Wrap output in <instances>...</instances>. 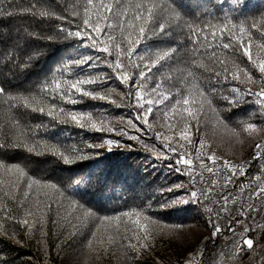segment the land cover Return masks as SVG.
Returning a JSON list of instances; mask_svg holds the SVG:
<instances>
[{
	"label": "trees",
	"instance_id": "1",
	"mask_svg": "<svg viewBox=\"0 0 264 264\" xmlns=\"http://www.w3.org/2000/svg\"><path fill=\"white\" fill-rule=\"evenodd\" d=\"M135 2L138 0H132V3ZM159 2L165 3L178 17L174 19L173 13H166L172 20L163 32L148 34L138 45L134 54L146 59L141 61L137 57L135 63L143 68L144 63L149 62L148 58L155 60L156 53L177 49L172 59L161 62L152 70L145 82L147 94L143 102L147 104V100L156 98L151 89L160 82L161 91L165 94L171 92L173 99L156 108L150 117L152 126L148 127L136 120L140 109L128 100H121L128 88L103 62L109 59L107 54L85 46L80 39L67 37L68 30L82 24L86 0H0V10L13 13L11 16H0V88L10 96H30L55 75L63 74L70 79L96 78L100 82L85 87L109 94L111 101L78 95L80 103L75 105L60 101L58 97L52 102L66 110L90 113L97 123L103 120L108 127L115 129L113 132L96 131L91 128L90 122H85L86 126L81 128L66 117L61 118L67 119V123H59L46 114L24 108L22 101H12L17 106L9 108L4 102L6 97L0 96V163L4 165L0 167V264H211L212 252L221 244L219 238L213 239L212 233L219 225L221 233L225 234L228 231L226 223L212 219L210 224L202 204L188 202L164 209L159 206L184 194L186 189L174 192L166 189L180 184L188 186L184 177L188 169L181 164L182 172H177L175 161L180 155L195 157V149L201 140L205 144L204 152L209 155L215 153L220 163L224 160L237 163L252 156L259 137L264 134L259 124L264 122L260 117L261 105L256 103V96H250L246 97V102L237 101V106L233 107L225 97L234 95L233 88H239L241 92L249 88L252 92L260 91L261 85H264V74L243 56L238 41L229 50L213 45L216 62L202 55L197 59L203 66L192 65V45L186 24L206 28L213 26L202 34L197 45L203 52L212 40L213 32L216 43H220L219 29L225 25L228 28L235 25L236 37H239L240 26L251 28L254 21L259 24L264 19V0ZM74 6H77L76 9ZM28 9L31 11H26ZM74 10L80 13L75 20L72 16ZM40 11L54 15L40 17ZM92 18L95 19L94 16ZM159 20L157 17L155 23ZM251 32L250 52L259 63L264 60V47H258L264 45V36L256 29H251ZM113 35L118 36L119 29ZM243 43L245 47L249 45L247 35L243 37ZM98 55L102 62L96 67L89 66L94 61L79 66L71 63L85 56ZM111 60L114 62L115 56ZM66 64L69 72L63 73ZM241 68L249 72L252 80L239 72ZM225 69L228 70L227 78ZM133 71L139 79V70L130 66L129 74ZM188 71L195 74L197 86L191 91L193 78L185 82ZM217 72L221 73L219 77ZM233 72H238V80L231 78ZM104 76L106 80L102 79ZM178 89L180 94L176 95ZM199 89L205 91L206 99L197 95ZM185 95L190 101L195 97L197 103L183 105ZM176 99H181V109L200 110L199 124L184 113L191 127L190 145L188 141L180 140L179 130L169 127L162 115L167 110L172 117ZM208 101H211V107ZM201 103L203 108H200ZM117 104L121 106L117 107ZM39 107L44 105H37ZM13 121L18 122V127L13 126ZM248 123L257 124V129L246 130ZM43 124L48 127L37 129V125ZM128 136L138 139H128ZM164 137L171 138L176 147L175 155L164 147L168 143ZM25 139L29 146L44 141L62 150L84 149L89 158L67 165L41 148L30 153L24 147H13V144ZM107 140L119 141L120 144L108 145L105 143ZM180 143L185 147L180 148ZM88 144H103L104 147L89 149ZM109 148L111 151H108ZM205 163L209 166L211 162L205 160ZM13 164L19 165L25 176L21 177L15 169L9 171L8 166ZM196 169H201L199 160L194 161L191 172ZM29 177L40 181V185L29 189ZM45 183H54L64 194L43 187ZM25 192H29L27 198ZM73 200L83 208L73 210ZM149 204L152 207L147 209V214L160 224L150 226L145 241V233L135 223V213L144 211ZM85 209L93 215H86ZM126 211L133 215L122 217L119 222L98 219L120 216ZM139 219L140 224L147 223L142 216ZM259 233L257 247L262 254V264L264 227ZM132 245L136 248L133 249ZM246 257L248 253L243 255V258Z\"/></svg>",
	"mask_w": 264,
	"mask_h": 264
},
{
	"label": "snow or ice",
	"instance_id": "2",
	"mask_svg": "<svg viewBox=\"0 0 264 264\" xmlns=\"http://www.w3.org/2000/svg\"><path fill=\"white\" fill-rule=\"evenodd\" d=\"M35 7V6H33ZM77 6H74L76 9ZM83 20L81 25H76L75 29L68 30L67 37H73L76 39H80L84 41V45L92 48L98 53L107 54L109 58L104 63H107L108 67L112 69L113 75L125 86L128 88V92L125 95L121 96V100H128L129 103L133 104V106L138 107L140 109L139 112L136 113V120L142 121L148 127H151L150 117L154 114L156 108L161 105H165L166 102H169L173 99V94L169 92L165 94L161 91L162 82L156 83L155 86L151 89V93L155 94V99L147 100V104L143 102L144 96L146 93V85L145 82L150 78V74L152 70L161 62H165L169 59H172L174 55L177 53V49L171 48L164 50L163 52L155 54V60H151L148 58L149 62L144 63L143 68H141L140 64L135 63V59L138 57L141 61H145V56L135 55V49L138 45L146 38L148 34L155 35L158 32H163L167 27L168 23L172 18L166 16V13H173L174 19L178 17V14L175 13L170 7H167L165 3L159 2V0H138V2L132 3V0H128L126 3L125 0H86V3L83 6ZM26 11H31L28 9ZM35 15V13L33 12ZM13 15L12 12L5 13L0 10V16ZM54 15L53 13L47 11H40V17H49ZM80 15L78 10H74L72 12L73 19ZM95 17L93 19L92 17ZM159 17V23H155L156 18ZM57 19L66 20L67 17H56ZM103 22V23H102ZM186 27L189 30L190 36L189 40L192 45L191 48V63L194 66L200 67L203 66L197 57L202 55H207L209 60L216 62V50L213 45L216 47H222L223 50H229L234 47V44L238 41L240 47L243 49V56L247 57L248 60L253 64L254 67L258 69L261 74H264V60H260L257 63L256 60L253 59L252 54L250 52L251 43H252V32L251 29H256L261 32V35L264 36V19H262L259 24L257 22H253L251 24V28H246L244 26H240L239 37H236V26L233 25L232 28H228L227 25L224 28L219 29L220 31V43H216V34L212 33V40L209 42L208 47L201 52L200 48L197 45L200 44L202 34H206L208 28H212V25H209L207 28L198 24L187 23ZM111 29L112 31H109ZM119 29V35H113V32ZM61 30L64 29L61 27ZM227 33V35H225ZM247 35L249 38V45L247 47L244 46L243 37ZM206 39V35L204 36ZM47 39H54L53 37H47ZM258 47H264V45H258ZM115 56V61L111 60V57ZM89 61H94L91 63L90 67L98 66L102 60L101 56H85L79 60L73 61L71 63L76 64L77 66L88 63ZM127 61V63H125ZM222 63V62H221ZM133 67L134 69L139 70V79L136 78V71H133L131 74L128 72L129 67ZM146 69V70H145ZM63 73L69 72V67L66 64L62 70ZM239 72H243L244 76L249 80H252L251 75L246 69H239ZM226 78L228 75V70L225 69ZM221 75L220 72L216 73V76L219 77ZM106 76L102 77L103 80H106ZM170 78V77H169ZM188 78H193L191 83V91L193 88H196L195 84V74L192 71H188L187 77H185V82H188ZM231 78L233 80L239 79L238 72L231 73ZM100 81L96 78H76L70 79L65 78L62 75L53 76L50 82L42 85L36 94L30 96H10L6 93L3 88H0V96L6 97L5 103L9 105V108H14L17 106L15 103H11L12 101H22L24 108H30L33 112L39 111L42 115L46 114L52 119L58 120L59 123H67V119H63L61 117H66L71 121L75 122L78 127L84 128L86 126L85 122H90V126L92 129L96 131H104L107 130L109 132L115 131L108 127L107 123L103 120H100L99 123L93 120V117L90 113H81L75 110H66L64 107L53 103L57 97L60 101H63L68 104H78L80 100L78 99V95H82L84 97H90L93 100H105L108 99L111 101V97L109 94L103 91H93L89 90L85 87V85L96 84ZM135 89V91H134ZM142 89L144 91H142ZM232 92L234 95L232 97H225L228 101L229 105L235 107L237 106V101H247L246 97L256 96V103L264 106V85H261L260 91L252 92L249 88L244 92H241L239 88H233ZM180 94V90H177L176 95ZM197 95L201 98L206 99L205 91L203 89H199L197 91ZM190 102L195 105L197 103L195 97H193L190 101L189 96H183L182 103L187 106ZM43 104L44 107L37 108V105ZM209 106L211 107V101H208ZM181 105V99H176L175 104L172 107V117L169 116V112L167 110L163 111L162 115L164 117L165 123L168 124L169 127L179 130L180 140L188 141L189 145L191 144V127L190 123L185 119L184 113H187L188 117H191L192 120L196 121L199 124V109L184 107L181 109L179 106ZM120 104H117V107H120ZM200 108H203V103L200 104ZM47 109V111H46ZM216 111V109H212ZM174 121V122H173ZM131 123V122H129ZM261 125V129L264 130V122L259 123ZM13 126L18 127V122L13 121ZM37 129L40 127H48L47 124L37 125ZM257 129V124L248 123L246 126V130L255 131ZM123 130H121L122 132ZM127 135V133H124ZM159 139V136L157 137ZM128 139L137 140L136 136H128ZM168 143L164 145L167 151L176 154V147L173 146V142L171 138L164 137ZM106 144L112 145L113 143L120 144L119 141L107 140ZM13 147H24L28 152H36L37 148H41L44 151H49L53 156L58 157L63 161V163L67 165H71L73 162H77L79 160H85L89 158V153L84 149L72 148L69 150H62L59 146L55 144H48L44 141H37L35 144L29 146L26 139L19 141L13 144ZM103 144H88L87 148L96 149L103 148ZM148 147L147 145L145 146ZM180 148H184L185 145L183 143L179 144ZM257 149L264 147V145H257ZM205 144L204 141L201 140L199 145L195 149V157L180 155L179 159L175 161L177 165L176 171L182 172V169L179 165L183 164L188 169V174H191V168L194 165L195 160H199L200 168L206 171L209 175L215 176L220 173V168L217 167V160L215 153L209 155L204 152ZM149 151H152L151 148H148ZM111 151V148L108 149ZM37 154H43L42 152H37ZM264 155V154H262ZM167 158V157H165ZM258 158V157H257ZM205 160L212 163L213 167L209 168L205 163ZM0 167H4L2 163H0ZM223 168L228 170L225 187L228 183H231L232 177L237 173L243 174V169L237 168L232 165L229 161H223ZM9 171L15 169L19 172L21 177L25 176V172L23 169L19 167V165H9ZM40 181L33 180L29 177L28 187L32 188L33 185H40ZM219 182L215 179L211 181V184H204V186L197 188L195 184L186 186L184 184L175 185L171 188L166 189L168 192H174L179 190H185L182 196H179L165 204L160 205L161 209L182 205L184 203H195L197 205H203L204 210L209 214V223H212V219L215 216L219 217V213L216 212V207H219L220 212H223L227 206L229 199H233L229 196H221L220 199L212 201L210 198L212 197L215 188ZM43 187L50 188L54 192L63 195V191L57 187L54 183H45ZM25 198L29 196V192L24 193ZM261 197L264 198V189L260 191H254L249 194V198ZM212 204L213 206H209ZM71 207L73 210L82 209L83 206L80 205L77 201L73 200L71 202ZM151 204L147 205L144 211H137L135 215L137 216V220L135 223L139 225V230L145 233L143 239L146 241L148 239V234L150 233V226L155 225L159 226L160 221L153 219V217L147 214V209H151ZM85 214L88 216L93 215L90 210L85 209ZM250 211H258V209L252 208ZM133 213L131 212H123L120 216H103L98 217L101 221H112L115 220L119 222L122 217H131ZM147 222L145 224H140V217ZM27 224V221H24ZM179 228L180 226H176ZM259 227V226H258ZM232 231L231 227L228 229ZM253 229L250 227L245 228V233L252 231ZM222 229L219 225H216L215 230L212 233L213 238H215ZM139 239V237H137ZM243 245H246L249 250L254 248V241L250 238L243 240ZM243 245L241 247H243ZM133 249L136 248L135 245L131 246ZM240 249H237V253H239ZM262 264H264V260H262Z\"/></svg>",
	"mask_w": 264,
	"mask_h": 264
},
{
	"label": "built area",
	"instance_id": "3",
	"mask_svg": "<svg viewBox=\"0 0 264 264\" xmlns=\"http://www.w3.org/2000/svg\"><path fill=\"white\" fill-rule=\"evenodd\" d=\"M264 145V143H263ZM264 147L258 150L256 154H252L248 159V163H231L237 168L243 169V174L237 173L232 177L231 183H228L225 187V182L228 174V170L223 168V163L217 162V167L220 168V173L215 176L209 175L203 169H196L187 176V184H195L197 188L204 186V184H211L213 179L217 180L215 191L210 198L212 201L220 199L221 196H229L233 199H229L227 206L223 212H220L219 207H216V212L219 213V217H213L214 220L226 223L227 228H236L240 224L248 225L249 216L253 211L250 209L255 208L258 198L259 201H263L264 198L256 197L254 199L249 198V194L254 191H260L264 189ZM258 157V158H257ZM209 168L213 167L212 163L209 164ZM209 206H213L209 204ZM206 212V211H205ZM207 215H209L206 212ZM223 233H219L213 239H222ZM203 252L206 251L204 247L201 248Z\"/></svg>",
	"mask_w": 264,
	"mask_h": 264
},
{
	"label": "rangeland",
	"instance_id": "4",
	"mask_svg": "<svg viewBox=\"0 0 264 264\" xmlns=\"http://www.w3.org/2000/svg\"><path fill=\"white\" fill-rule=\"evenodd\" d=\"M264 134L259 137L258 144L261 142ZM257 144V145H258ZM220 163L219 161H217ZM188 172L184 174L187 182ZM258 198L255 209L249 216V224H240L232 231L225 232L221 244L212 252L211 264H261L262 254L257 247V238L260 231L264 227V200L259 201ZM259 226V227H258ZM250 227L253 230L245 233V228ZM250 238L254 241V248L249 250L246 245H243V240ZM243 245V247H241ZM237 249H240L237 253ZM248 253V257L243 258V255Z\"/></svg>",
	"mask_w": 264,
	"mask_h": 264
},
{
	"label": "bare ground",
	"instance_id": "5",
	"mask_svg": "<svg viewBox=\"0 0 264 264\" xmlns=\"http://www.w3.org/2000/svg\"><path fill=\"white\" fill-rule=\"evenodd\" d=\"M260 108V107H259ZM260 110V112H261V116L260 117H262L263 118V120H264V106H261V109H259ZM263 143H264V136H263V138L261 139V142L259 143V145H263ZM263 147H261V148H259V149H257L256 148V150L253 152V154H256V152L258 151V150H261ZM251 158V157H250ZM249 159V158H248ZM248 159L247 160H242V161H240V163H248L249 161H248ZM230 162V161H229ZM239 162V161H238ZM237 162V163H238ZM230 163H235V161H231ZM188 185V184H187Z\"/></svg>",
	"mask_w": 264,
	"mask_h": 264
}]
</instances>
